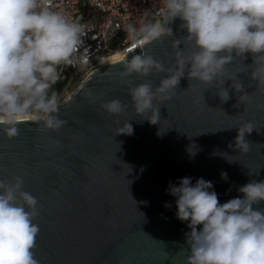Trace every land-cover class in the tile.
<instances>
[{"label":"water","instance_id":"obj_1","mask_svg":"<svg viewBox=\"0 0 264 264\" xmlns=\"http://www.w3.org/2000/svg\"><path fill=\"white\" fill-rule=\"evenodd\" d=\"M181 23L176 19L170 25L177 38L187 34ZM171 39L138 44L95 70L60 102V118L67 123L59 131L27 120L17 138L0 132V179L22 176L24 190L39 202L34 249L39 264H186L190 229L177 219L170 185L178 186L183 177L195 184L202 177L213 183L222 204L242 197L240 186L264 181V111L257 108L264 95L256 92L255 83L249 86L251 70L243 66L252 63L251 54L243 64L237 60L227 66L230 73L242 72L237 77L250 95L246 104L239 103L243 93L234 89L222 103L216 94L221 85L205 90L208 86L189 81L186 73L173 99L161 105L157 124L135 113L129 88L158 85L164 73L124 79L123 65L146 50L165 67H174ZM231 83L226 80L224 87ZM113 98L128 105L118 117L100 107ZM117 119L130 123L133 133L117 134ZM244 122L254 128L245 135L247 153L234 151L236 127ZM254 207L264 208V201Z\"/></svg>","mask_w":264,"mask_h":264},{"label":"clouds","instance_id":"obj_2","mask_svg":"<svg viewBox=\"0 0 264 264\" xmlns=\"http://www.w3.org/2000/svg\"><path fill=\"white\" fill-rule=\"evenodd\" d=\"M162 5L156 19L141 20L139 26L128 24L125 29L133 46L172 38L174 67H165L162 60L142 50L120 72L124 79L164 73L158 85L139 83L129 88L140 120L153 125L159 122L161 105L173 99L186 73L189 81L208 86L205 90L221 85L216 94L222 103L234 89L243 93L238 95L239 103L246 104L250 95L237 77L242 72L230 73L227 67L237 60L242 63L246 54L252 57L251 64L242 63L246 72L251 70L249 86L255 83L256 92L264 95V0H162ZM176 19L187 33L179 38L170 26ZM86 34V25L53 10L47 0H0V132L6 138H17L19 125L27 120L39 122L46 131L65 126L59 95L51 89L60 79L59 66L87 63L78 55ZM226 80L232 82L229 88L224 87ZM100 107L118 117L128 105L113 98ZM257 108L264 111V103ZM236 128L234 151L247 153L250 142L245 135L254 128L249 122ZM133 131L125 122L117 134ZM221 179L227 181L226 172ZM23 186L22 176L0 179V264H39L34 252L40 232L35 222L39 202ZM212 189L213 183L202 177L195 184L183 177L178 186L168 189L176 197L177 219L187 221L190 229L186 264H264V208L254 207L264 201V181L251 180L240 186L242 197L222 204Z\"/></svg>","mask_w":264,"mask_h":264},{"label":"built area","instance_id":"obj_3","mask_svg":"<svg viewBox=\"0 0 264 264\" xmlns=\"http://www.w3.org/2000/svg\"><path fill=\"white\" fill-rule=\"evenodd\" d=\"M47 3L70 20L86 25L87 34L78 55L87 63L58 67L60 79L51 91L58 93L60 102L70 98L88 76L105 64L107 56L117 53L123 57L134 51L138 44L133 46L128 39L126 25L139 26L141 20L156 19L155 14L163 6L162 0H47Z\"/></svg>","mask_w":264,"mask_h":264},{"label":"bare ground","instance_id":"obj_4","mask_svg":"<svg viewBox=\"0 0 264 264\" xmlns=\"http://www.w3.org/2000/svg\"><path fill=\"white\" fill-rule=\"evenodd\" d=\"M119 57H121V56L119 54H117V53L110 54L109 56L106 57L105 62L106 63L110 62V61H112L114 59H117Z\"/></svg>","mask_w":264,"mask_h":264}]
</instances>
